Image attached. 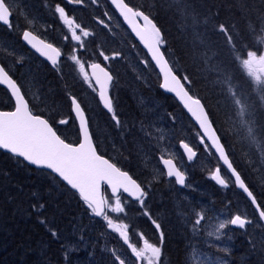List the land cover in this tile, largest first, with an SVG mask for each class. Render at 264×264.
Segmentation results:
<instances>
[{"label": "rangeland", "instance_id": "1", "mask_svg": "<svg viewBox=\"0 0 264 264\" xmlns=\"http://www.w3.org/2000/svg\"><path fill=\"white\" fill-rule=\"evenodd\" d=\"M61 1L62 3H65V0ZM134 1L136 0H133V2ZM11 2L13 3V8L16 11L15 14L17 16L15 19L18 22L19 27L33 28L35 31L40 32L44 39L58 44L64 53V57H67V55L71 52L72 47H74V42L63 41L62 36L67 33V29L54 14L52 15V18H54L52 23H47V21L38 14L29 19L25 16L24 9L29 10L30 12L33 10V3L30 0H11ZM100 4V0L96 5H92L90 0H86L84 6L70 4H65V6L69 15L73 16L77 22L82 23L89 28H94L98 27V24H96L93 19L94 17L100 16L101 18L107 20V18L103 16V13L107 11L101 7ZM134 5L136 4L134 3ZM39 11L40 10H38V12ZM109 15L111 16L110 30L104 28V30L101 31V34H98L97 31H93L94 35L89 37L85 42L88 51H81L78 54L86 62V65L95 60L103 61V58L98 55H95V57H88V55H85L93 52V48L89 46L90 42L93 44L94 49H98L100 47L109 56H111L113 52L118 51L121 53L120 57L107 62L103 61V63L117 77V81L115 83V94L118 99V104L122 106L121 109L116 108L117 112L119 109V113L122 112L123 114H127L125 110L122 111V109L128 108L131 111L133 110L135 113L136 124H134V132H132L134 136L129 135L128 138L131 139L130 141L129 139L127 140L128 144L123 143L120 146H116L119 138L114 137V132L108 124L112 122L110 114L100 110L96 100V91H93L83 83L78 67L66 59H62L60 65V72H62L63 75L58 74L57 71H55L54 74L55 81L61 84L57 85L59 90L62 92L66 90L73 92L74 95L79 97L81 103L84 104V108L86 109L87 116L90 120V130H92L95 141L98 143L100 148L110 153V157L115 161L121 162L122 165H131L129 168H133L132 170L135 172L137 177L144 182V184H151L150 195L152 200H150L147 206L151 207L153 215L156 218H160L165 227V231H163L166 235L164 236L162 248L169 237L170 242L174 244V247L177 246L178 249H180V255L182 254V257L184 256L182 260H180L182 264H264V256L260 257L257 255L260 249L264 247V231L240 195L231 198L230 205L232 207V211H240L243 215L250 218L252 223L248 224L246 229L238 232L233 231V229L228 227L225 230H222V235L219 240L216 238L215 229L218 226V222L222 218L228 217L225 210L221 212L215 210V208H217L214 203V200H216L215 195L219 193L220 189L213 185L211 179L209 178V173L212 171L213 165L216 164V159L212 157L210 151L206 152L204 147L199 145L200 142L196 131H193L192 128H190L191 126L189 123H187L184 120V117H182L185 115L177 108L168 109L166 104V106L164 105L165 107L162 105L161 99L154 93V89L152 87L157 83L156 76L151 74L152 71L149 69L148 63H142V61L149 62L148 59L139 48L133 45L132 41L128 40L130 36L124 31L125 29L120 26L118 21H116L117 18L115 16L112 17L110 13ZM21 23H24V25H20ZM18 31L20 34L22 30L10 31L7 29L2 35L0 34V60L8 65H13V58L9 56V53H15L16 57H23L20 64L13 66V74L20 80L21 83H23L24 91L31 103L37 107L38 111L40 110L47 113H50L52 110H56L57 112L59 111L55 120L67 118V112L64 113L62 111L64 107L67 106L61 102H58L55 106V99L53 95L54 90L53 88L50 90L47 89V86L53 85V82L49 81V78L52 76L48 70L50 67H45L47 69L45 70L43 67V61H41L32 52H28L23 47L19 38H16ZM101 49H98V51ZM254 65L252 73H257L255 81L258 82L262 80L260 79L261 76L258 74H264V59L260 62L254 61ZM205 84L213 90L215 89L216 83L206 81ZM213 93L216 97L217 106L221 108V110H216L218 114L214 111L219 117L220 122H223L222 124L219 122L221 131L228 134V136H226L228 137L230 144L235 146L237 145L239 150H241V157L236 155L237 157H240L238 159L239 163L243 165V157L246 160L248 159L250 162V157L257 153V150H262V152H259L257 155L258 160H260L261 157L259 154L264 156V149L260 147H257L255 149L256 151L249 149L245 144H242V141L237 135V132H239L245 140L248 138L246 133L249 134V130L246 131L242 119L245 118L243 111L242 114L239 113L240 111L236 112L234 109L230 111V103H232V101L230 99L228 100V98L223 100L222 97L219 96L220 91H213ZM219 114H221L224 119L219 116ZM124 121H126V123H130V121L126 118ZM141 124L145 125V129L143 131L141 130ZM157 129H161L165 135V139L159 142V146H157V141L154 139V137L158 135L156 132ZM149 130L153 133V136H149L145 139L144 131ZM64 132H66V130H64ZM181 139L189 142L190 145H192L198 152L196 160L188 162L184 157L181 158L179 156V149L176 147L175 142L179 144ZM114 146L116 147L114 148ZM158 147L171 151L175 155V158L182 170L190 173L189 181L187 182L191 186L190 188H185L183 191L174 189L171 191V186L176 188L173 182L166 180L164 177L163 178L169 186L167 185L166 187V185H164V183H166L165 181L159 182V178H162L159 175L161 169L154 162L156 155L162 154L158 152ZM107 148H110L111 152L106 150ZM230 149L232 152L231 146ZM232 154L234 153L232 152ZM253 162L255 163V161ZM255 169H258L257 166ZM244 171L246 174H253L252 171L245 166ZM258 175L259 176L257 177L255 176L257 182H260V180H258L260 178L264 182V178L261 177V175H264L263 167L262 171L258 173ZM222 191L227 192L230 196H232L233 193H236L230 186L226 189H222ZM108 199L114 205V197L110 196ZM152 201L155 202L154 205L152 204ZM225 207L227 208L228 206ZM135 211H138L139 213H136ZM193 211L202 212L205 216L201 225L195 226V230L194 219H196V217ZM108 214L114 223H127L121 217V214L111 213L110 211ZM209 214H212V216H209ZM129 218L132 222L130 229L136 228L140 232L141 228H143L145 230L144 238L150 243L160 246L159 234L154 231L150 222L140 213L137 206L134 207V211L129 215ZM141 220H143L144 223H142ZM101 221L103 224V232L100 231L97 238L93 239L94 242L92 244H99V251L103 252L102 254H106L110 262L111 259L109 257L110 253L108 249L115 248L118 252L128 258L129 264H133L134 260H131L129 252L124 250L125 247L123 246L118 233L108 229L104 220ZM189 222H191L192 232L187 233L184 230V227L185 224L188 226ZM91 227H93V224L89 222L88 228L83 227L77 229L79 234H83L81 236L85 238L86 235L91 232ZM104 228H107V230L105 231ZM229 228L232 231H229ZM210 232L213 233V235H209ZM94 236L95 235L89 237L94 238ZM74 238L77 243H69L67 248H70V250H77V252L80 253V250L84 249L79 248L80 237L78 236ZM255 240L258 241L254 243ZM244 241H246V244ZM240 242H243L245 247L241 248ZM132 243L137 247H143V240H141L140 236L137 234H134ZM181 246L182 248H180ZM225 247L228 248V252L223 251ZM91 249L92 248L90 247L86 258L87 260L90 259L89 256L92 255ZM182 252L186 253L188 257L185 256L186 254L183 255ZM186 257L187 259H185ZM254 257H258L259 260L256 261ZM253 260H255V262H253ZM96 261L97 264H100L98 259H96ZM88 262L91 264V261ZM92 264H95V262Z\"/></svg>", "mask_w": 264, "mask_h": 264}, {"label": "trees", "instance_id": "2", "mask_svg": "<svg viewBox=\"0 0 264 264\" xmlns=\"http://www.w3.org/2000/svg\"><path fill=\"white\" fill-rule=\"evenodd\" d=\"M30 1L33 3V10L30 12L24 9L25 16L30 19L38 14L47 23H52L54 19L52 18V9L55 3L60 0ZM130 2L135 3L137 8L148 13L161 29L165 39V45L162 46L165 56L170 61L175 73L188 86L190 92L198 98L201 97L200 99L207 109L221 142L224 138L229 149L230 146L232 147L234 154H232L231 149L228 152L234 167L243 174L249 187L252 190L256 189L253 191L262 202L260 198L261 191L255 184L257 183L255 176H259L258 173L262 171V167L264 169V156L259 154L260 160L257 157L262 150H257L258 152L252 158L250 157V162L248 159L242 158L243 165L240 164L238 161L240 157L237 156H241V150L237 145L230 144L226 136L228 134L221 131L220 128V123L223 122H220L215 112H210L208 108L212 105L215 109L221 110L216 104L213 91H220L219 96L223 100L228 98L232 101L230 111L234 109L239 112V107L244 105L243 115H245V118L242 119L246 131L249 130V134L246 133L247 140L239 132H237L239 133L238 136L241 138L242 144H245L249 149L254 151L257 147L264 149V88L256 83L255 75L252 74L253 62L264 57V19H261V17H264V4L261 3V0H136L134 2L130 0ZM37 9L40 11L38 12ZM209 14L212 15V20L205 25L204 20ZM219 22L234 26V29L230 28L232 33L230 39L214 30L213 26ZM16 25L19 27L17 21ZM20 25H24V23ZM5 31L6 28L0 26V34L2 35ZM16 38L18 39V35H16ZM89 46L93 48V51L96 50L91 42ZM85 55L95 57V55L90 56V53ZM48 70L52 75L49 81H52L53 85L47 86V89L53 88L54 105L56 106L58 102L66 105L67 107L62 110L66 113L69 106L67 94H71V92L59 90L57 85L61 84L55 81L52 70ZM151 74L155 75L154 72H151ZM206 81L216 83V91L206 86ZM62 86L64 87L63 84ZM157 86L158 83L152 86L154 87V93L159 92ZM158 95L163 106L166 104L168 109H171L168 104L177 105L170 97L160 92ZM115 101V108L121 109L122 106L118 104L116 94ZM9 106L10 103L7 102L5 93L0 88V109H8ZM174 108L180 110L178 106H174ZM123 110L127 114L119 113L118 109L123 125L122 129H117L113 122L112 124L108 123L111 124L110 128L114 132V137L120 139H118L116 146L123 143L128 144L126 138L129 135L134 136L131 133L134 131V124H136L135 113L128 108H123ZM58 112L52 110L50 113H44L49 114L47 117L55 118ZM221 117L224 119L222 115ZM125 118L130 123H126ZM67 127L68 133L66 135L61 134L62 137L69 142H77L74 124L70 123ZM130 129L131 133L128 132ZM126 133L127 135H124ZM106 150L111 152L109 148ZM103 151L108 153L105 150ZM119 165L125 170H129V167H131L129 164L122 165L121 162H119ZM244 166L250 169L253 174H246ZM256 166L258 169H255ZM261 177H264V175H261ZM258 180H260L258 183L264 191V182L261 178ZM215 198L214 203L218 207L228 204L231 196L227 192L221 193L219 191ZM149 202L150 199H148L147 204ZM36 203L45 205L42 212L35 213L32 211L31 206ZM154 203L152 201L153 205ZM133 206V203H129L128 215L132 213ZM41 218L46 219V224L39 222ZM159 221L163 226V230H165L162 221L160 219ZM89 222L93 224V227L90 228L91 232L88 235H95V237L90 238L87 235L85 238L87 240L84 239L83 243H79V248H84L80 250L81 254L77 250L68 249L69 243H77L74 237L83 235L79 234L77 227L88 228ZM129 225H132L131 220H129ZM49 228L57 231L58 236L56 238L52 237ZM102 230L103 224L89 218L84 204L76 194L69 191L56 178L49 173L35 170L22 161L0 151V264H89L88 261H91V264L93 262L97 264L96 259L100 261V264H111L106 254L99 251V244H92L94 242L92 240ZM164 244L163 248L167 252L164 251L163 264H182L180 261L182 260L181 251L177 250V246L174 250V244L170 242L169 237ZM90 246L92 255L87 260ZM65 253H68L67 257ZM254 259L259 260L258 257H254Z\"/></svg>", "mask_w": 264, "mask_h": 264}, {"label": "snow or ice", "instance_id": "3", "mask_svg": "<svg viewBox=\"0 0 264 264\" xmlns=\"http://www.w3.org/2000/svg\"><path fill=\"white\" fill-rule=\"evenodd\" d=\"M85 2L86 0H65V3H55L52 9L53 14L67 29V33L62 36L63 41L74 42V47H72L67 57H64L61 47L55 46L52 42L39 39L28 28L23 29L20 39L35 50L40 57H43L50 67L60 75H63L60 72L62 59H66L78 67L84 84L93 91L96 90L97 85L99 86L98 98L102 108L110 114L111 121L116 128L122 129V121L110 95V87L114 82L113 75L100 63L96 62L87 65L92 70L90 75L86 71V62L78 54L81 51H88L85 42L94 35V32L86 25L77 22L73 16H70L65 4L84 6ZM90 2L92 5H96L99 0H90ZM261 3L264 4V0H261ZM111 4L123 17L124 21L132 26L135 36L143 42L151 56V60L162 72L163 83L161 88L174 93L183 102L184 107L192 112V109L184 102V95H182L184 86L181 79L174 74L172 67L165 59V54L161 51V46L165 45L161 29L149 15L142 10L130 7L125 0H111ZM14 11L11 0H0V24L6 26L10 31L14 27ZM103 16L107 20L100 16L93 19L96 24L110 30L111 16L108 12H104ZM138 19L142 20L143 24L138 23ZM261 19H264V17H261ZM211 20L212 15L209 14L204 20L205 25ZM213 27L215 31L226 38H231L230 28L234 29V26L219 22ZM91 55H98L103 58V61L107 62L120 57L121 53L117 51L109 56L101 49L98 52H91ZM9 56L13 58V65L0 62V86H4L6 89L9 101L13 106L11 110H0V150H6L15 157L22 158L31 166L48 170L54 177L66 183L71 190L77 191L86 207V211L94 217H102L107 228L118 233L123 244L130 250L131 257L134 258L133 264H159L165 234L161 222L147 206L151 184L137 182L129 172L122 170L117 166V163L106 159L99 153L98 147L93 142L90 120L86 114V109L77 96L68 94L71 107L67 118L55 120L53 117H46L43 113L36 114L26 98L23 83L13 74V66L20 64L23 57H16L15 53H9ZM142 63L147 64V61H142ZM93 81H95V84H93ZM73 120L76 122L74 127L76 128L78 143L66 142V138H63L58 132L61 126H67ZM197 122L199 123V118H197ZM209 123L211 124V121ZM203 127V124H200L201 130ZM144 129L145 125L141 124V130ZM156 132L158 135L154 139L157 141V146H159V142L165 139V135L161 129H157ZM202 133L200 144L204 147V150L206 152L214 150V155H217L218 160L222 162V165L218 164L209 173V178L220 188L226 189L231 183L237 189L242 190L255 213L258 214L259 221L264 222V202L258 199L243 174L234 167L229 158L227 147L221 142V138L217 136L213 140L206 132ZM149 136H153V133L150 130L145 131V139ZM179 147L183 150L188 162H192L198 155L197 151L184 140H180ZM158 152L162 153L158 154L159 164L162 165L159 175L173 179L175 185L180 188H190L191 186L187 183L186 171L179 166L175 155L168 149L159 147ZM222 166H226L232 178L231 180L222 175ZM102 185L110 187L111 196L115 199L114 205L101 194ZM123 194H126L127 200L122 199ZM128 202L137 204L140 213L147 218L154 231L159 234L160 246L150 243L144 238V233L139 232L138 235L143 240V247H137L130 242V225L123 222L114 223L110 218L109 211L116 214L125 213ZM228 203L231 204L230 201ZM44 207L43 203H36L31 206L32 211L35 213L42 212ZM194 215L196 217L194 221L195 230V226L201 225L205 216L199 211L194 212ZM39 222L46 224V219L41 218ZM250 223H252L250 218L238 211L233 212L230 217H224L218 222L215 229L216 238L219 240L222 230L230 226L244 230ZM48 230L53 238L58 236L55 229L49 228ZM209 235H213V233L210 232ZM83 240L84 238L81 236L79 243H83ZM108 251L111 264H129L128 258L115 248H110ZM223 251L228 252V248L225 247ZM65 256L67 257V253H65Z\"/></svg>", "mask_w": 264, "mask_h": 264}, {"label": "bare ground", "instance_id": "4", "mask_svg": "<svg viewBox=\"0 0 264 264\" xmlns=\"http://www.w3.org/2000/svg\"><path fill=\"white\" fill-rule=\"evenodd\" d=\"M188 1V0H187ZM58 2V1H57ZM60 2V1H59ZM101 2H102V4H106V1L105 0H101ZM125 2L126 3H128L130 6L132 5V6H136V5H134V3H132V2H130L129 0H125ZM60 3H62V2H60ZM186 4V3H185ZM149 5V4H148ZM155 6V5H154ZM149 7V6H148ZM156 7V6H155ZM159 8V7H158ZM154 9V8H153ZM140 10H142V9H140ZM152 10V9H151ZM143 11V10H142ZM153 11V10H152ZM174 12V11H173ZM144 13L145 14H147V15H149L148 13H146L145 11H144ZM181 13V12H180ZM151 14H152V12H151ZM150 16V15H149ZM176 19H178L177 17H176ZM164 20H166V19H164ZM116 21H118V23L120 24V26H122L123 28H124V26H123V24L121 23V21L120 20H118V19H116ZM169 22V21H168ZM185 22V21H184ZM178 27V26H177ZM125 29V28H124ZM123 29V30H124ZM178 30H180V29H178ZM125 32H127L126 30H124ZM183 32V31H182ZM128 33V32H127ZM180 33V32H179ZM178 33V34H179ZM184 34V33H183ZM129 35V34H128ZM130 36V35H129ZM10 37V36H9ZM162 37L164 38V35L162 34ZM11 38H12V36H11ZM39 39H41V38H39ZM11 40V39H10ZM128 40H130V41H132V43H133V45H135V40H134V38L132 37V36H130L129 38H128ZM13 42V41H12ZM16 44V43H15ZM14 45V44H13ZM17 45V44H16ZM55 46H58V47H60L58 44H54ZM96 45V44H95ZM103 48V47H102ZM98 49H101L100 47L98 48ZM98 49H96L95 51L96 52H98ZM215 52V51H214ZM200 53V52H199ZM148 63V62H147ZM149 64V69L152 71V72H154V74H155V76H156V70H155V68H154V66L152 65V64H150V63H148ZM18 66V65H17ZM186 67V66H185ZM14 69V68H13ZM31 72V71H30ZM52 73H54L55 74V71L54 70H52L51 71ZM29 74V73H28ZM32 74V73H31ZM30 75V74H29ZM154 76V75H153ZM77 79V78H76ZM116 81H117V77L115 76V83H116ZM26 82V81H25ZM198 82V81H197ZM201 83V82H200ZM198 86H199V84H198ZM25 87H26V85H25ZM115 84H114V92H113V95H112V97H113V99H114V102H115V106H116V101H115ZM185 87H186V89H188L189 90V88H188V86L185 84ZM196 87V86H195ZM154 88V87H153ZM158 91L160 92V90L158 89ZM190 91V90H189ZM208 91V90H207ZM158 92V93H159ZM202 92V91H201ZM158 93L156 92L155 94L157 95V96H159L158 95ZM161 93V92H160ZM203 93V92H202ZM71 94H73L74 95V93L73 92H71ZM76 96V95H75ZM203 96V95H202ZM218 97V96H217ZM77 98L79 99V97L77 96ZM159 98H160V96H159ZM201 98V97H200ZM209 101H210V99H209ZM172 102V101H171ZM209 103V102H208ZM82 106L84 107V104H82ZM166 106V105H165ZM164 106V107H165ZM168 106L171 108V109H176V108H174V106H177V105H174V106H172V105H169L168 104ZM220 108V107H219ZM167 109V108H166ZM209 110H210V112L212 111V113H213V111H218V109H215L214 107H212V105H210V107L208 108ZM221 109V108H220ZM217 111H216V114H218L217 113ZM141 114V113H140ZM179 114V113H178ZM219 116H221V114H219ZM182 117H184V120L187 122V123H189V125L191 126L190 128H192V130L194 131V125H193V123L186 117V116H182ZM144 118V117H143ZM217 119V118H216ZM150 120V119H149ZM183 121V120H182ZM244 121V120H243ZM108 122V121H107ZM218 122V121H217ZM111 124H112V122H110ZM111 124H109L110 126H111ZM180 129V128H179ZM183 129V128H182ZM130 131H131V129H130ZM130 131H128V132H130ZM134 132V131H133ZM145 132V131H144ZM91 133H92V130H91ZM132 134V133H131ZM239 133H237V135H238ZM113 135V134H112ZM124 135H127V133L126 134H124ZM231 135V134H230ZM92 136H93V142H94V144L98 147V151H99V153L100 154H103L104 156H106V157H110V155L108 154V153H105L103 150H101V148H100V146L98 145V143L95 141V138H94V135H93V133H92ZM228 136V135H227ZM131 137V136H130ZM193 137V136H192ZM127 139H129V138H126V140ZM131 139V138H130ZM130 139H129V141H130ZM241 139V138H240ZM182 140V139H181ZM185 141V140H184ZM191 141V140H190ZM66 142H69V141H67L66 140ZM186 142V141H185ZM71 143H75V141L74 142H71ZM122 143V142H121ZM187 143H189V142H187ZM222 143H224L225 144V146L227 147V150H229L230 151V149H229V147H228V145H226V141L224 140V138H223V142ZM236 143V142H235ZM150 144V143H149ZM190 144V143H189ZM119 146V145H118ZM127 146V145H126ZM177 147V146H176ZM115 148V147H114ZM110 149V148H109ZM247 149V148H246ZM237 151V150H236ZM239 151V150H238ZM153 152V151H152ZM113 153V152H112ZM120 153H121V151H120ZM179 156L181 157V158H183V156H182V154H181V152H180V150H179ZM238 153V152H237ZM243 153V152H242ZM251 153H252V151H251ZM249 156V155H248ZM251 156V155H250ZM241 157V156H240ZM243 157V156H242ZM244 158V157H243ZM252 158V157H251ZM215 159V158H214ZM153 161V160H152ZM176 161H177V159H176ZM155 162V161H154ZM134 164V163H133ZM156 164V163H155ZM210 164V163H209ZM239 164V163H238ZM203 169V168H202ZM199 171V170H198ZM47 173V172H46ZM186 174H187V182L189 181V177H190V173L188 172H186ZM200 174V173H199ZM151 176V175H150ZM44 178V177H43ZM262 178H264V177H262ZM198 179V178H197ZM199 179H201V178H199ZM40 181H41V179H40ZM159 181L160 182H164L165 181V179L162 177L161 179L159 178ZM149 182V181H148ZM166 182V181H165ZM43 183V182H42ZM167 183V182H166ZM166 183H164V185L166 184ZM195 183V182H194ZM199 183V182H198ZM252 184V183H251ZM254 184V183H253ZM257 186H258V188L260 189V191H261V193H260V198H261V200H262V202H264V191H263V188H261L260 187V185H259V183L257 182V183H255ZM50 186V185H49ZM204 186V185H203ZM166 187H167V185H166ZM52 188V187H51ZM163 188H164V186H163ZM174 188V187H173ZM254 188V187H253ZM160 189V188H159ZM185 189V188H184ZM184 189H178V191L179 190H184ZM205 189V188H204ZM168 190V189H167ZM253 190H256V189H253ZM161 191H163V190H161ZM170 191V190H169ZM24 192V191H23ZM157 192V191H156ZM257 192V191H256ZM255 194V193H254ZM162 195V194H161ZM185 195V194H184ZM237 195H239L238 193H233V195L231 196V198L233 197H237ZM241 196V195H240ZM21 197V196H20ZM200 197H201V195H200ZM258 197V196H257ZM189 198V197H188ZM241 198H242V200L245 202V200L243 199V197L241 196ZM25 200V199H24ZM29 200V199H28ZM152 200V199H151ZM230 201H231V199H230ZM16 202V201H15ZM246 203V202H245ZM62 204V203H61ZM241 204V203H240ZM236 205V204H235ZM18 206V205H17ZM189 206V205H188ZM225 206H228L227 208L225 207ZM249 209H250V211H251V208H250V206L249 205H246ZM13 207V206H12ZM235 207H237V206H235ZM178 208V207H177ZM130 209V208H129ZM225 210V212L227 213V216L228 217H230V215L233 213V212H235V211H232V207H231V205H229V203L228 204H226V205H223V206H221V207H218L217 208V210L216 211H218V212H221V211H224ZM17 211V210H16ZM26 211H28V210H26ZM153 211V210H152ZM158 211V210H157ZM238 211V210H237ZM136 213H139L138 211H135ZM176 212V211H175ZM178 212V211H177ZM194 212V211H193ZM238 212H240V211H238ZM241 213V212H240ZM182 214V213H181ZM242 214V213H241ZM47 215V214H46ZM243 215V214H242ZM173 216V215H172ZM210 218V217H209ZM140 219V218H139ZM143 219V218H142ZM146 219V218H145ZM195 220V219H194ZM184 221V220H183ZM39 224V223H38ZM98 224V223H97ZM137 224V223H136ZM151 225V224H150ZM170 225V224H169ZM175 225V224H174ZM187 225V224H186ZM29 227V226H28ZM43 227V226H42ZM176 227V226H175ZM78 228V227H77ZM85 228V227H84ZM93 229V228H92ZM59 230V229H58ZM229 231H232L230 228L228 229ZM60 231V230H59ZM77 231V230H76ZM165 231V230H164ZM102 232H103V230H102ZM144 232V231H143ZM188 232H192V226H189L188 227ZM129 233H132V230L130 229V231H129ZM203 233V232H202ZM60 235V234H59ZM71 236V235H70ZM73 236V235H72ZM77 236V235H76ZM80 236V235H79ZM87 236V235H86ZM95 237V236H94ZM147 237V236H146ZM168 237V236H167ZM86 238V237H85ZM84 238V239H85ZM97 238V237H96ZM85 240H87V239H85ZM192 240V239H191ZM217 240V239H216ZM39 241V240H38ZM68 241V240H67ZM93 241V240H92ZM185 241H186V239H185ZM256 241H258V240H255V242L254 243H256ZM43 242V241H42ZM66 242V241H65ZM111 242V241H110ZM46 243V242H45ZM244 243L246 244V241H244ZM244 243L243 242H240V247L242 248V247H245V245H244ZM259 243V242H258ZM63 244V243H62ZM110 244V243H109ZM80 245H82V244H80ZM50 246V245H49ZM176 246V245H175ZM257 246V245H256ZM64 247V246H63ZM70 247V246H69ZM91 247V246H90ZM103 247V246H102ZM27 248V247H26ZM59 248V247H58ZM95 248V247H94ZM175 248L176 247H174V250H175ZM182 248V247H181ZM252 248V247H251ZM261 248V247H260ZM67 249V248H66ZM70 249V248H69ZM79 249V248H78ZM253 249V248H252ZM258 249V248H257ZM27 250V249H26ZM95 250V249H94ZM177 250H180V249H177ZM29 251V250H28ZM44 251V250H43ZM76 251V250H75ZM166 251V250H165ZM170 251V250H169ZM172 251H173V249H172ZM183 251V250H182ZM258 251V250H257ZM167 252V251H166ZM174 252V251H173ZM178 252H180V251H178ZM186 252V251H185ZM252 252V251H251ZM72 253V252H71ZM83 253V252H82ZM183 253V255L184 254H186V253H184V252H182ZM188 253V252H187ZM81 254V253H80ZM238 254V253H237ZM248 254V253H247ZM67 255H68V253H67ZM172 255V254H171ZM177 255V254H176ZM182 255V254H181ZM257 255H259L260 257L261 256H264V247L263 248H261L260 249V251H259V253H257ZM55 256V255H54ZM102 256V255H101ZM185 256H187V254L185 255ZM110 257V256H109ZM184 257V256H183ZM182 257V258H183ZM188 257V256H187ZM187 257L185 258V259H187ZM237 257V256H236ZM28 258V257H27ZM72 258V257H71ZM97 258V257H96ZM101 258V257H100ZM55 259V258H54ZM80 259V258H79ZM180 259V258H179ZM63 260V259H62ZM37 261V260H36ZM46 261V260H45ZM70 262V261H69ZM185 262H186V260H185ZM215 262V261H214ZM43 263H44V261H43ZM76 263V262H75ZM82 263V262H81ZM54 264V263H53ZM57 264V263H56ZM77 264H79V263H77ZM173 264V263H172Z\"/></svg>", "mask_w": 264, "mask_h": 264}, {"label": "water", "instance_id": "5", "mask_svg": "<svg viewBox=\"0 0 264 264\" xmlns=\"http://www.w3.org/2000/svg\"><path fill=\"white\" fill-rule=\"evenodd\" d=\"M110 4H111V0H107ZM112 5V4H111ZM112 7L115 9V7L112 5ZM116 12L118 13V15L120 16V14H119V12L116 10ZM120 18L124 21V19H123V17L122 16H120ZM138 22V21H137ZM124 23H125V25L128 27V29H129V31L131 32V34H132V36L134 37V39L141 45V47L145 50V52L147 53V55H148V57L150 58V60H151V56H150V54L148 53V51H147V48H146V46L143 44V42H141L140 40H139V38L138 37H136L135 36V34H134V32L132 31V26L128 23V22H126V21H124ZM141 23L143 24V21L141 20ZM25 44V43H24ZM26 45V44H25ZM27 46V45H26ZM29 49H31L30 48V46H27ZM33 50V49H32ZM33 51H35V50H33ZM151 62H152V64L154 65V67H155V69H156V71L158 72V74H159V76H160V85H159V89L162 91V92H164L165 94H168V95H171L172 97H174L175 98V100L179 103V105L182 107V109L186 112V114L189 116V118L193 121V123L196 125V127L199 129V131H200V133L201 134H203L202 132H206L207 133V135L208 136H210L213 140H215L216 138H217V133H216V131L214 130V128L212 127V125L209 123V119H208V116H207V114H206V112H205V110H204V107H203V105H202V103L199 101V100H197V99H193L190 95H189V93L187 92V90L184 88V91L182 92V95H184V102L185 103H187V105H188V107L189 108H191L192 109V112H190V111H188V109L187 108H185L184 107V105H183V102L182 101H180V99L174 94V93H171V92H169V91H167V90H165V89H162L161 88V84L163 83V74H162V72L160 71V69H159V67L158 66H156L155 65V62L154 61H152L151 60ZM88 70H89V73H90V75H91V69L90 68H88ZM171 78V77H170ZM94 83H95V81H94ZM4 87V86H3ZM97 88H98V91H99V86L97 85ZM98 100H99V98H98ZM102 106V105H101ZM193 113H195V115H193ZM197 118H199V123L197 122ZM200 124H203V129L201 130L200 129ZM180 148V147H179ZM181 149V148H180ZM3 151H5V152H7L6 150H3ZM181 151L183 152V150L181 149ZM213 152H214V150H212ZM9 153V152H8ZM11 154V153H10ZM184 154V153H183ZM216 157H217V159H218V156L216 155ZM22 159V158H21ZM27 163V162H26ZM219 163L222 165V162L221 161H219ZM28 164V163H27ZM31 166V165H30ZM162 166V165H161ZM32 167H34V168H38V167H36V166H32ZM224 168H225V170L227 171V169H226V166H223ZM43 169V168H42ZM228 172V171H227ZM229 173V172H228ZM230 174V173H229ZM69 187V186H68ZM70 188V187H69ZM110 188V187H109ZM236 188V187H235ZM237 189V188H236ZM237 190H239L244 196H245V198L248 200V198H247V196H246V194H244L243 192H242V190H240V189H237ZM75 191V190H74ZM77 192V191H76ZM78 193V192H77ZM79 194V193H78ZM248 202L250 203V201L248 200ZM251 205V204H250ZM257 214V213H256ZM257 216H258V214H257ZM262 223V225L264 226V222H261Z\"/></svg>", "mask_w": 264, "mask_h": 264}, {"label": "flooded vegetation", "instance_id": "6", "mask_svg": "<svg viewBox=\"0 0 264 264\" xmlns=\"http://www.w3.org/2000/svg\"><path fill=\"white\" fill-rule=\"evenodd\" d=\"M159 182H160V181H159ZM165 185H168V184L166 183ZM168 186H169V185H168ZM173 189H174V190H178L177 188H173V187L171 186V189H170V190L172 191ZM180 191H182V190H180ZM217 208H218V207H217ZM217 208H215V210H217ZM209 216H212V214H209ZM190 217H191V216H190ZM189 226H191V222H189V225H188V226L185 224V227H184V230H185L187 233H189V232L187 231ZM131 230H132V233H134V234H138V233H139V231H138L136 228H132ZM144 231H145V230H144ZM183 243H184V242H183ZM181 245L183 246L182 243H181ZM182 246H181V247H182ZM166 251H167V250H166Z\"/></svg>", "mask_w": 264, "mask_h": 264}]
</instances>
